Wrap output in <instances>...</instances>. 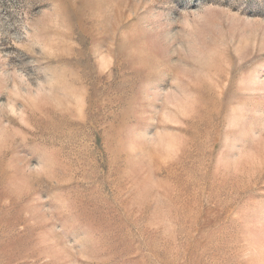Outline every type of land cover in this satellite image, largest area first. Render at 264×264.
Wrapping results in <instances>:
<instances>
[{"label":"rangeland","instance_id":"rangeland-1","mask_svg":"<svg viewBox=\"0 0 264 264\" xmlns=\"http://www.w3.org/2000/svg\"><path fill=\"white\" fill-rule=\"evenodd\" d=\"M0 264H264V0H0Z\"/></svg>","mask_w":264,"mask_h":264}]
</instances>
